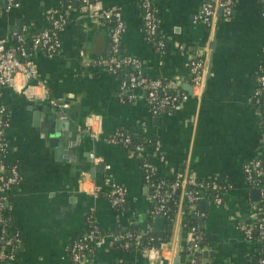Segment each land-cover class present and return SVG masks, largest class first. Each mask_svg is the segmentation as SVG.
Returning <instances> with one entry per match:
<instances>
[{
	"label": "crops",
	"instance_id": "0c3cea01",
	"mask_svg": "<svg viewBox=\"0 0 264 264\" xmlns=\"http://www.w3.org/2000/svg\"><path fill=\"white\" fill-rule=\"evenodd\" d=\"M140 1L99 0L89 9L68 8L59 31L60 49L50 54L32 45L25 57L35 64V78L18 76V88H0V118L7 121L4 162L17 164L21 174L18 186L7 194L11 226L22 239L17 264H75L67 252L87 233V213L106 235L80 264H173L178 244V264H186L184 211L175 218L170 244L160 248L155 261L141 249L124 252L112 246L132 224L138 232H155L139 157L104 139L117 128L150 141L144 154L162 179L184 171L195 179L215 177L226 186L223 203L208 201L204 221L196 219L208 237L205 250L213 247L211 255L202 254L206 264H258L261 243L244 238L236 226L248 216L249 204L258 202L251 198L243 164L264 155V129L252 101L254 75L264 61L260 0H235L231 15L217 16L213 24L196 19L205 0H152L166 41L163 52L143 33ZM61 3L13 0L9 5L0 0V40L15 45L14 32L47 24ZM115 7L124 23L123 52L139 59L143 72L188 93L175 108L152 114L145 93L129 91V97L122 90L126 74L115 75L96 63L110 52V28L92 12ZM198 52L206 57V73L202 90L194 94L188 64ZM54 101L68 107L60 109ZM58 108L61 118L70 121L66 138L48 119ZM86 126L98 137L92 138ZM112 184L125 191L124 210H114L106 196ZM189 209L203 214L197 204ZM163 227L162 222L155 233Z\"/></svg>",
	"mask_w": 264,
	"mask_h": 264
},
{
	"label": "built area",
	"instance_id": "2783aa9c",
	"mask_svg": "<svg viewBox=\"0 0 264 264\" xmlns=\"http://www.w3.org/2000/svg\"><path fill=\"white\" fill-rule=\"evenodd\" d=\"M86 7L91 8L95 6L99 0H80ZM13 0H8L10 5ZM261 11L264 15V0H260ZM235 0H205L202 3L201 9L196 16V19L213 24L215 19H217V11L219 8L222 10L221 17H229L233 11ZM8 5V6H9ZM150 1L141 0L140 8L144 9V14L142 15L143 26L146 31L153 33L155 31V17L149 10ZM233 6V7H232ZM68 8L70 6L68 5ZM92 15L96 18H104L114 21V26L110 33V48L113 53L117 52L121 43V37L124 31V23L120 16V12H113L111 9H101L93 10ZM50 21L55 30L51 33L48 31H42L41 33L35 35L32 39V44L34 46L42 47L46 52L52 54L60 49L61 40L58 37L60 31V25L65 23V19L61 14L57 12L53 14ZM59 27V29H58ZM24 29V27H22ZM13 37L17 42L22 40V36L18 32H14ZM159 46L162 42L157 43ZM204 49V48H203ZM83 55V52H80ZM26 56V50L15 43L13 46H7L4 40H0V88L17 86V77L22 78V80H28L30 78H35L37 70L33 60ZM24 57V58H22ZM123 62L127 67L133 69V73H126L124 80H122L121 88L129 97H133V94H128L129 91L136 93L137 91L146 92L144 99L147 103L152 104L150 112L152 114H157L158 108H164L166 105H170L175 108L178 104L188 97V93L179 88L174 82H166L162 84L160 78L148 79L142 76V64L141 61L133 56H126L122 59H118L115 55L110 56L107 60L99 62V66L106 69L108 72H114V64H119ZM263 63V62H262ZM260 64L258 70L254 75V92L252 95V101L258 110V115L262 127L264 129V66ZM206 73V57L204 54L198 52L193 55L188 64V74L189 82L192 86V92L198 93L202 90L205 82ZM39 84V83H38ZM169 89H173V94H169ZM129 92V93H131ZM159 97V98H158ZM60 109H65L68 107L66 103L63 102H53ZM7 126V121H0V139L3 140V135L5 132V127ZM86 131L92 138H97V132L91 130L89 126H86ZM104 139L110 143H116V138L109 134L105 136ZM122 142L128 143V138L124 137L121 139ZM140 154L145 152L144 147H139ZM144 170H142V178L144 184L150 186L151 193L148 195L150 200V213L151 215L164 216L168 213L169 208L166 205L168 200V195L172 191H178V204L176 210V216L183 213L182 206L191 208L195 206L198 201L204 196L205 191L210 190L213 194L210 198H206L208 201L214 203L215 205H221L225 198L224 190L226 186L220 184L219 180L215 177L206 179H195L189 177L184 171H177L170 180L162 179L157 183H150L149 176L156 173L155 168L147 161L143 165ZM243 173L246 185L248 188H255L253 185L255 183L262 182V187L259 189L260 200L264 199V155L259 156L252 161L243 164ZM2 168L0 166V172ZM144 172L146 175H144ZM12 175L7 179H4L0 175V190L2 196L8 194V190H4L10 183L18 182L20 180L18 167L13 166L11 169ZM86 177V176H85ZM85 177L80 180V185L84 187ZM263 179V181H262ZM252 185V187H249ZM164 187H166L164 189ZM97 192V188L94 187V193ZM110 204L112 206H118L125 203L126 194L122 186L118 184H112L109 191L106 194ZM264 213V206H260L256 202H251L249 204V214L245 218L244 222H237V228L242 232L244 238L252 240V234L255 231L258 238L255 240L259 243L264 241V216H258L259 213ZM175 216V218H176ZM1 221V218H0ZM95 230H91L81 237L80 240H75L70 246L71 260L75 264H80L84 258H86V250L88 248V242L94 240L96 237ZM150 228L144 230L142 233H148ZM188 235V240L184 248V256L187 264H202L203 259L201 257L202 251L206 247H202L200 242L204 237V232L198 225H191L186 230ZM128 235V233L126 232ZM13 236L17 235V232L12 233ZM104 240V237L96 239L94 244L100 245ZM170 241H160L155 245L141 249L147 252L150 259L155 261L159 256L160 248L170 244ZM10 248V241L6 240L5 244L0 250V258H5V251ZM264 255V245L262 246ZM13 257L9 256L8 262H11ZM258 264H264V258H260L257 261Z\"/></svg>",
	"mask_w": 264,
	"mask_h": 264
},
{
	"label": "trees",
	"instance_id": "16d2710c",
	"mask_svg": "<svg viewBox=\"0 0 264 264\" xmlns=\"http://www.w3.org/2000/svg\"><path fill=\"white\" fill-rule=\"evenodd\" d=\"M149 1H150L149 10L154 15V17L156 19L155 31L153 33L147 32L145 27L143 26V20H142L143 33H144L145 37H147L151 41V43H153L152 45L155 49H157L160 52H163V51H165L166 41H165L164 37L161 36L159 28H158V23H157V17L158 16H157L156 6L152 0H149ZM68 5L70 6V8H78L80 10L82 9L83 6H85L80 0H62L61 7L57 11V13L61 14L64 17L65 22L67 19L66 11L68 9ZM111 10L113 12H116V11L119 12V8H117V7L111 8ZM140 10H141V15H143L144 9L140 8ZM100 20H103L108 24V26L110 28V33H111V29L114 26V21L104 19V18H100ZM63 25H64V23L61 24L59 27L62 28ZM59 27H58V29H59ZM55 29L56 28H54L52 21H50L47 24L42 25L40 27H27L26 26V27H24V29H20L18 31V33L22 36V40L17 42V40L15 39V43L17 45L22 46L27 51L33 45L32 39L35 35L41 33L42 31H48L49 33H51ZM58 37L60 38L59 34H58ZM158 42H162V45L159 46L157 44ZM37 47H39V46H37ZM39 48H42V47H39ZM112 55H115L118 59H122L126 56H132L126 52H123L121 44H120L117 52L113 53L110 49L109 54L102 59L96 60V63L99 64L100 61L107 60ZM22 58H24V57H22ZM262 64L264 66V61ZM114 67H115V70L113 73L115 75H120L121 77H123L126 73H133L134 72L133 70L128 69L126 64L123 62H120L119 64H114ZM142 76H144L148 79H156L157 78V76L155 77V76H152V75L147 74L145 72L142 73ZM160 80H161L162 84L166 83V80L161 79V78H160ZM168 91H169L170 95L174 93L173 89H169ZM145 96H146V92H145ZM147 106H148L149 110H151L152 104L147 103ZM170 109H173V107H171L170 105H166L164 108H158L157 114H154V115H159L163 112H167ZM0 121L4 122V121H6V119L0 118ZM111 136L115 137L117 140L116 143H114V144L127 147L133 155H136L139 157L141 170H144V167L142 165L144 162H147V157H146V154H144V153L140 154L139 147L146 148L147 146L150 145V141H148L147 138H144L142 135L130 134L129 132L123 130L122 128H117L113 133H111ZM4 137H5V135H3V140L0 139V166L2 168L0 175H2L4 177V179H7L8 177H10L12 175L11 169L13 168V166H17V164H15V163L7 164L4 162L5 157L8 154L7 142L4 139ZM124 137L128 138V143L122 142L121 139ZM18 172H19V170H18ZM144 175H146L145 172H144ZM19 177L21 179L20 172H19ZM160 180H162V178L157 173L151 174L149 176L150 183H157ZM19 181L20 180H18V183H19ZM262 181H263V179H262ZM18 183L17 182L10 183L4 190L14 189L18 186ZM147 185H145V186L148 189V195H150V193L152 191H151L150 186H147ZM253 186L259 190L262 187V182H259V183L257 182ZM249 187H252V185H249ZM165 188L166 187H164V189ZM1 192H3V191L0 190V218H1V221H0V250L2 249V246L5 244L6 240L10 241V248L5 251L6 257L0 258V264H17V262L15 261V258H16V255H17L19 249H20L22 239L20 237V232L18 231V229H16V228L14 229L11 226L10 213H9V211H7L9 209L8 198H7V195L2 196ZM212 194L213 193L210 190H208V191H205L204 196L206 198H210L212 196ZM178 197H179L178 191H172L168 195V200L166 202V205L169 208V211L166 215L162 216L164 227H163V230L161 233H155L152 230H150L148 233H142L143 231L138 232L139 227L135 224H132L124 231L123 234L115 237L112 240V246L116 250L129 252L134 248L144 249L146 247H150V246L155 245L156 243H158L160 241H170L171 237H172V230H173V226H174L176 210L178 207L177 206ZM256 203H258L260 206H264V199H262ZM125 206H126V204L123 203V204L118 205V206H113V209L114 210H124ZM181 209L186 214V215H184V217L181 220L182 228L184 230H187L188 226H191V225L200 226V228L204 232V237H203L202 241L200 242L201 243L200 245L202 247H206L207 244L209 245L208 237H207L206 232L204 231V227L197 223V220H196V218L193 217L191 210L189 208H187L186 206H184V207L182 206ZM155 216L156 215H152V217H155ZM85 218H86V223H87V233L90 232L91 230H95V223H94V219H93L92 215L90 213H87ZM15 231L17 232V235L13 236L12 233ZM126 232L128 233V235L126 234ZM95 235H96V237L94 238V240L88 242V248L86 250V255H85L86 257L89 254H92L93 251L95 250V246H96L94 244L95 240L104 237L106 234L104 232H102V230L99 227L96 226ZM257 238H258V235L254 231L252 234V240H256ZM80 239H81V237H79L75 240H80ZM261 245L262 246L264 245V241L261 242ZM203 251H202V254H203ZM67 254H68V257L71 259L70 247L68 249ZM182 254L184 255L185 252L183 251ZM202 254H201V257L203 259ZM9 256L13 257L12 258L13 260H11V262H8ZM260 258H264V255L263 254L258 255L256 257V261H258ZM116 264H119V263H116ZM186 264H187V262H186ZM202 264H206V263L203 261Z\"/></svg>",
	"mask_w": 264,
	"mask_h": 264
},
{
	"label": "water",
	"instance_id": "95a60500",
	"mask_svg": "<svg viewBox=\"0 0 264 264\" xmlns=\"http://www.w3.org/2000/svg\"><path fill=\"white\" fill-rule=\"evenodd\" d=\"M222 15V10L221 8L218 9L217 11V16ZM62 111L58 108L57 110H51V115L49 116V120L52 121L54 127H56L57 130L64 132L62 134V138H66L68 135V127L70 124L69 119L61 118ZM68 137V136H67ZM100 168L103 167L104 163H100ZM105 166V165H104ZM250 194L251 198L253 201H259L260 200V192L256 188H251L250 189ZM197 208L199 209V212H202L203 214L196 216L193 215L194 218L198 219L200 223L204 221V213L208 209V200L206 198H202L198 201L197 203ZM162 222H163V217L160 215H157L154 217V228L153 230L155 232H160L162 228ZM179 251H180V245L178 244L174 250V261L173 264H178V256H179ZM213 253V247L210 248L209 250H204L203 254L206 255H211Z\"/></svg>",
	"mask_w": 264,
	"mask_h": 264
},
{
	"label": "bare ground",
	"instance_id": "6f19581e",
	"mask_svg": "<svg viewBox=\"0 0 264 264\" xmlns=\"http://www.w3.org/2000/svg\"><path fill=\"white\" fill-rule=\"evenodd\" d=\"M5 141V140H4ZM18 183V182H17ZM1 194H2V192H1ZM189 227V226H188ZM94 250V249H93Z\"/></svg>",
	"mask_w": 264,
	"mask_h": 264
}]
</instances>
